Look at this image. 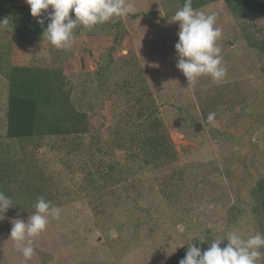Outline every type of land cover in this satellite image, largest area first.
Wrapping results in <instances>:
<instances>
[{"label":"rangeland","instance_id":"obj_1","mask_svg":"<svg viewBox=\"0 0 264 264\" xmlns=\"http://www.w3.org/2000/svg\"><path fill=\"white\" fill-rule=\"evenodd\" d=\"M125 3L133 5L132 13L81 27L65 50L42 36L47 21L42 27L32 17L36 24L22 29L12 4L0 0V21L8 19L0 24V50L17 64L61 70L71 103L89 118L88 133L74 142L76 137L8 139V82L0 74V189L30 184L61 193L55 206L60 218H48L27 261L10 231L13 220L27 222L33 213H0V264H165L191 242L203 251L229 233L242 239L263 233L252 191L264 179V52L248 40L264 38V16L236 19L222 1L197 9L217 17L222 35L216 43L227 72L219 82L204 75L188 85L176 67L178 22L172 18L179 1ZM117 20L125 34L115 44ZM136 98L139 105H133ZM150 103L177 159L153 171L115 152L114 160L133 173L119 184L87 186L85 173L95 170L99 156L95 142L114 153L115 133L134 132L137 108ZM120 175L115 171L113 178ZM257 264H264V255Z\"/></svg>","mask_w":264,"mask_h":264},{"label":"trees","instance_id":"obj_2","mask_svg":"<svg viewBox=\"0 0 264 264\" xmlns=\"http://www.w3.org/2000/svg\"><path fill=\"white\" fill-rule=\"evenodd\" d=\"M8 1L12 4L17 16L16 20L20 22L22 29H25L26 26L32 28L36 24L25 0ZM178 1L182 8L185 0ZM214 1H222L236 19H254L264 16V0H192V7L197 10ZM115 26L118 32L115 38L116 44L121 40L125 31L122 30L120 20L115 22ZM248 45L250 48L264 52V38L260 40L249 39ZM3 47L4 45H0V48ZM111 50L114 51V47ZM9 57V54L0 50V74L8 82L5 111V135L8 139L53 137L66 140L76 137L72 138L71 142H74L78 139L77 137L88 133V115L74 108L70 101V91L65 88L61 70L28 66L24 63L17 64V62L12 61L13 58ZM144 88L143 86L142 94L144 97H148L150 102V95ZM134 101L133 105L140 104L137 98ZM155 112L154 105L151 103L148 106L137 108L135 116L132 118L133 123L130 125L135 127V131L130 132L131 129L127 128L121 136L119 131L115 133L112 150L114 153L103 152L102 147L95 142V150L99 156L93 160L97 162L95 170L88 169L85 173L84 180L87 186L96 187L98 181L99 186L119 184L118 181L126 180V177L133 173L129 169L126 170L122 163H119L120 158L114 160V157H118L115 152L124 154L127 157L126 160L131 162L141 160L147 168L153 171L177 159L169 135ZM118 163L119 168L117 169ZM115 171H119L121 174L117 180L113 178ZM0 181H2L1 177ZM256 185L252 195L263 223L262 234L264 235V179L259 180ZM74 191L80 192V190H65L66 193H75ZM0 192L10 197L14 205L5 212L6 217L34 213L33 205L39 197H43L46 201H50L53 206H56L57 197L61 194L52 193L50 190L42 188L36 189L30 184L25 190H9L5 186L2 190L0 189ZM186 250V248H182L165 264H179V260L185 257Z\"/></svg>","mask_w":264,"mask_h":264},{"label":"clouds","instance_id":"obj_3","mask_svg":"<svg viewBox=\"0 0 264 264\" xmlns=\"http://www.w3.org/2000/svg\"><path fill=\"white\" fill-rule=\"evenodd\" d=\"M25 3L39 25L43 27L47 21L42 36L51 45L65 50L71 47L74 32L81 27L91 28L134 11L133 5L125 3V0H25ZM216 19L215 14L194 10L192 0H185L172 18V22H178V41L174 45L178 57L176 67L186 77L188 85H195L204 75L217 82L226 75L227 69L221 62V48L216 43L222 35L221 29L215 26ZM0 24L7 25L8 19L0 21ZM214 115L210 113L208 120L212 121ZM10 207H14L11 198L0 192V213L4 214ZM33 207L35 212L27 222L13 220L10 231V238L25 261L33 257L34 240L45 231L48 218L59 219L61 213L60 208L43 197H39ZM198 240L204 242L203 239ZM224 240L228 243L222 248L220 245ZM187 245L186 255L179 264H257L264 255L260 251L264 248V235L260 233L248 239L229 233L226 239L212 242L203 251L192 242Z\"/></svg>","mask_w":264,"mask_h":264},{"label":"water","instance_id":"obj_4","mask_svg":"<svg viewBox=\"0 0 264 264\" xmlns=\"http://www.w3.org/2000/svg\"><path fill=\"white\" fill-rule=\"evenodd\" d=\"M196 130H200V125L199 124H196Z\"/></svg>","mask_w":264,"mask_h":264}]
</instances>
